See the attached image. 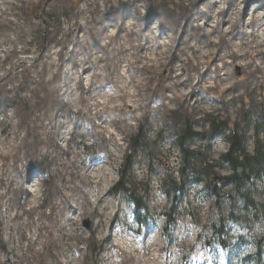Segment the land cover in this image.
Returning <instances> with one entry per match:
<instances>
[{"label":"rangeland","instance_id":"rangeland-1","mask_svg":"<svg viewBox=\"0 0 264 264\" xmlns=\"http://www.w3.org/2000/svg\"><path fill=\"white\" fill-rule=\"evenodd\" d=\"M257 1L243 0L237 7L229 1L239 10L233 16L221 0L210 5L206 0H0V77L7 79L0 89V151H13L0 159V264H256L257 248L264 264V219L243 214L238 201L232 209L228 200L234 189L224 183L231 171L222 161L229 151L223 136L186 145L200 154L198 166H209L208 175H200L206 183L188 178L172 207L161 193L163 181L178 178L182 157L175 135L186 126L203 137L212 123L225 130L234 126L245 138L246 153L258 150L264 160V74L243 67L260 60L250 48L234 60L230 54L240 40L218 38L236 17L232 26L247 35L257 30L264 45L259 38L264 12L256 15L253 28L247 26ZM216 7L217 14L222 11L218 26L209 17L197 18ZM212 25L218 27L209 38L217 41L214 56L193 59L188 39L208 34ZM156 31L165 33L159 38L166 46V67L157 70L150 57ZM225 73L233 93H226V82L209 88ZM186 79L190 83L183 86ZM135 142L143 151L130 155ZM11 165L19 169L12 173ZM250 182L251 198L264 208V166ZM122 183L144 205L140 214L147 222L139 230L130 199L114 193ZM16 185L23 190L15 192ZM36 189L43 200L38 201L41 216L28 215L32 221L43 218L57 226L74 219L63 230L48 229L43 257L27 248L32 236L26 217L13 219L20 207L22 212L29 207L25 194L41 196ZM101 195V207L91 214L95 196ZM84 198L87 213L83 208L73 215L71 209L86 207ZM169 210L174 223L167 231ZM217 229L222 234H214Z\"/></svg>","mask_w":264,"mask_h":264},{"label":"bare ground","instance_id":"bare-ground-1","mask_svg":"<svg viewBox=\"0 0 264 264\" xmlns=\"http://www.w3.org/2000/svg\"><path fill=\"white\" fill-rule=\"evenodd\" d=\"M207 1V5H210L213 2V0H206ZM229 1L231 0H221V2H224V4L228 5V7L226 8L227 12L229 13H232L233 16H236L238 13H239V10L237 11H233L230 4H229ZM237 2L236 5H234V3L232 4V6L234 7H237L239 5H242L243 3V0H232V2ZM262 2V4H261ZM216 3V2H215ZM259 4V7H255L254 5H257ZM217 5V3H216ZM252 7L253 8V18L250 20L249 24L247 25L250 28H253L256 24V20H257V17L256 15L259 14L260 11H263L264 12V2L263 0H258L256 3L255 2H252L251 3ZM220 6H222L220 4ZM205 8V7H204ZM209 9L206 8V11L204 12H200L198 15H197V18H202V17H209V20L210 19H214L216 23L217 22V19H216V16L220 15L222 13V11L217 14L221 9H218L216 7L215 10H209V12L207 11ZM223 10V9H222ZM145 15H142L141 16V19L142 20L144 18ZM258 16V15H257ZM178 17V16H177ZM196 18V20H198ZM261 19V18H260ZM259 19V20H260ZM262 19H264V16H262ZM237 20L236 17H230L229 19V23H226V27L224 28L223 30V33L218 36V38H222V37H228L232 40H240V43H238V45H236L234 47V50H232V53L230 54V56L235 60V59H239L240 60L243 58V56L245 55H248L247 54V51L248 49L250 48L254 53H255V56L258 57V59L260 60V63H244L243 67L246 69V70H249L251 71L250 73H253V72H261L262 74H264V45L263 43H261L259 40H258V36L259 35H256L257 33V30L256 32H251L250 34H245L244 32L242 33H239L237 28L235 26H232L233 23H235ZM180 23V22H179ZM258 23V21H257ZM134 25V24H133ZM129 26V25H128ZM217 26H218V22H217ZM130 27V26H129ZM199 27V25H198ZM148 28V25L146 26V30ZM261 31H264V28L262 29V27H259ZM200 28H195V30L198 32ZM216 29H218V27H215L214 25L211 26V30L208 32V34H198V36L196 34H193L191 35V38L188 39V41L191 43L190 45V51L188 52V54L194 59L195 58V55L196 57L199 56L200 58H202L203 60L204 59H208V58H211L212 55L214 56V51H215V47L217 45V41H214V40H210L209 38H212V36L216 33ZM246 31V30H245ZM252 31V30H251ZM255 31V29H254ZM260 31V32H261ZM151 32V31H149ZM159 33H161V35H165V33H162V32H154L151 34L152 36V41H151V46L153 48V52L155 53H150V57L151 58H155L157 61L156 65H155V69L157 70L158 68H164L166 67V62L164 61L162 55L164 54L163 52L166 50V46L163 44L164 42H162L159 38ZM173 33V32H171ZM261 34V33H260ZM255 35V36H254ZM135 36V35H134ZM150 36V37H151ZM130 37V36H129ZM167 38L170 39V40H174V38L172 37V35L170 34H167ZM198 39V43H194V39ZM252 39V42L251 41H248V39ZM259 38H264V35L262 34V37H259ZM178 39V38H177ZM225 38H222V40H224ZM230 39H227L226 43H231V40ZM255 39V40H254ZM242 41H245V42H242ZM227 43V44H228ZM125 44V43H124ZM186 44H188L186 42ZM233 44V43H232ZM7 45V44H6ZM230 45V44H228ZM234 45V44H233ZM105 46V45H104ZM202 47V49H200V47ZM103 47V46H102ZM232 47L233 49V46H230ZM168 48V47H167ZM130 49V48H129ZM227 49V48H226ZM201 50H202V53H201ZM203 50H205V52H203ZM242 50V51H241ZM245 51V52H243ZM223 50L220 51V57L218 59V61H222V56L221 54H223ZM243 52V53H242ZM225 53V52H224ZM241 53V54H240ZM251 54V53H250ZM4 55V54H3ZM177 57H180V54H175ZM225 55V54H224ZM188 56V55H187ZM6 57V56H5ZM252 57V56H251ZM154 60V59H153ZM258 61V60H257ZM205 64V63H204ZM56 67V66H55ZM146 67V66H145ZM221 67V66H219ZM141 68V67H140ZM154 68V67H153ZM241 68V67H240ZM217 69V68H216ZM220 69V68H219ZM252 69V70H251ZM4 70V69H3ZM191 70V69H190ZM202 70V69H201ZM205 71L201 72V76H200V80L202 81V84L204 83L205 79L207 78V71L206 69H203ZM223 70V68H222ZM151 72V71H150ZM210 72V71H209ZM213 72V71H212ZM209 75V74H208ZM178 76V75H177ZM4 76L0 77V89L5 86L6 83H3L4 80L6 79H3ZM182 77V76H181ZM199 77V76H198ZM198 77L196 79H198ZM224 78H216L215 80L213 79L212 83L210 82V86L209 88H213V89H217L219 87V83L221 82H226L228 84V86L226 85V93H230L234 90V86H232L231 84V79H230V75L229 73H225L223 75ZM177 78V77H175ZM211 78H213V75L211 74ZM182 79V78H181ZM253 80L251 81V84L252 85H255V78H252ZM7 80V79H6ZM187 80V79H186ZM182 81V80H181ZM194 81H196L194 79ZM193 81V82H194ZM181 83V82H180ZM190 83L189 80H187L186 82H184L183 86ZM194 84L198 85L199 84V81L196 83L194 82ZM201 84V82H200ZM205 84V83H204ZM177 84H174L172 85L171 87L173 88L174 86H176ZM181 85V84H180ZM188 86V85H187ZM190 86V85H189ZM201 86V85H200ZM170 87V88H171ZM194 87V86H193ZM192 87V88H193ZM199 86H197V89H198ZM169 88V87H168ZM184 88V87H183ZM187 88V87H186ZM196 88V87H195ZM194 88V89H195ZM236 89V88H235ZM195 91V90H194ZM198 91V90H197ZM201 91V90H200ZM211 91V90H210ZM171 92V91H170ZM165 93V92H164ZM233 93V92H232ZM169 94V93H168ZM194 94V93H193ZM171 95V94H170ZM169 95V96H170ZM189 95V94H188ZM195 96V95H194ZM173 97V96H172ZM168 101V100H167ZM224 104H227L229 103V101H231V99H227L226 102H224V100H222ZM168 104V103H167ZM34 120V119H33ZM33 122V121H32ZM40 123V122H39ZM64 137V136H63ZM14 150H16V146L14 147ZM13 151L12 150H9V148H5V150H2L0 151V159L2 157H5L7 155H10L12 154ZM9 168H11L12 170V173H14L15 171H17V169H19L18 167H15L13 165L11 166H8ZM8 170V169H7ZM26 170V169H25ZM0 171H3V169L0 167ZM0 181H1V176H0ZM17 186V185H16ZM16 186H13L14 188V191H22L23 188L21 185H18L17 187ZM36 187L40 188V186L36 185ZM37 192H39L41 194V196L38 197H34L33 195H31V193H27L25 195H27V200H28V209L25 210V211H21V208L20 207V212H16L14 213L13 215V219L16 220V221H19V219H21L23 216L26 217V221L29 222L28 224V232H29V235L32 236L31 238H29V242H28V245H27V248H31L33 251H34V257L35 255H37V257H43L46 253L45 251L43 250V245L44 244H47L48 243V240L50 239V231H48L49 228H51V230L55 231H60V230H63L65 228H67L70 224H73L74 223V219L73 220H70L68 222H66L65 224H57V226H59V229H57L54 224V222L48 220V219H45L43 220V218L40 219V223L37 224V221L36 220H31V217L28 216V215H31L32 213L34 212H39L40 211V203H38V201H41L43 200V192L42 190L40 189H36ZM24 195V196H25ZM86 200V207L85 205L81 204V205H78L77 208H74V209H71V212L73 213V215H78L79 212L81 211L82 212V209L85 208V213H87V207H88V204H89V199L88 198H84ZM88 199V200H87ZM26 200V201H27ZM103 201V196H95V200L93 202V205L91 207V211L90 213L91 214H95L97 213V210L100 206V204L102 203ZM26 203V202H25ZM37 215L41 216V213L39 212ZM11 222V221H10ZM110 222H113L112 219ZM109 222V223H110ZM108 223V224H109ZM6 224V223H5ZM54 226V228H53ZM108 226V225H107ZM13 228L12 227H9V230L11 231ZM5 229V228H4ZM7 229V228H6ZM107 229V228H106ZM56 231V232H57ZM70 233V232H68ZM71 234V233H70ZM2 236V240L4 238V235L3 234H0ZM156 241L152 240L150 241L149 243V247H154L156 246ZM19 248L21 249L22 247L19 245ZM132 249V248H131ZM5 254L9 255V252H8V249L5 250ZM29 258L32 259V256L29 254ZM3 262H6L5 259H3ZM65 262L67 263V261L65 260ZM48 263V262H47Z\"/></svg>","mask_w":264,"mask_h":264},{"label":"trees","instance_id":"trees-1","mask_svg":"<svg viewBox=\"0 0 264 264\" xmlns=\"http://www.w3.org/2000/svg\"><path fill=\"white\" fill-rule=\"evenodd\" d=\"M210 126V134L207 137L200 136L199 134L193 132L189 126H186L182 131L175 135V144L182 157V166L178 170L177 179L170 177L168 181L162 182L161 193L167 198L172 207L176 202V198L179 195L182 186L185 184L188 178L193 179L194 183L197 185L206 183L200 178V175L202 173L208 175L207 173L210 170L209 166L206 165L205 162H202L201 165L198 166V157H200V154L198 152L190 151L186 145L191 141H206L211 136H223L228 143L229 151L225 156L222 157V161L231 171L230 176L224 179V183L234 189L233 195L228 197L230 205L233 209L234 205L238 201L240 203L239 211H241L243 214H252L251 216L253 217L258 215L264 219V208L261 207L260 204H258L253 198H251V194L248 190L251 183L250 180L254 177H258L263 171L264 160L261 153L258 150L253 156H249L246 153L245 138L239 134L236 127L233 126L232 129L225 130L223 127L224 125L220 123H212ZM258 130V128H255L254 132L257 133ZM226 131L228 132L227 136H225ZM139 140L140 138L137 141ZM137 143L130 150V155H133L132 152L142 149ZM125 185L128 184H119V186L115 188L114 193L118 194L120 192H124L126 194L127 198L130 199L134 206L135 223L137 226L143 227L147 222V219L140 214V211H144V205L142 204V201L137 199ZM210 185L214 188V190H216L217 186L215 183ZM168 212L169 213L165 215V226L167 227V231L174 223V213L171 214L170 210ZM214 234H222V232L217 229L214 231ZM221 248L224 249L225 245H221ZM257 250L258 251L253 256V259H255L256 264H262L260 263L261 248H257Z\"/></svg>","mask_w":264,"mask_h":264}]
</instances>
